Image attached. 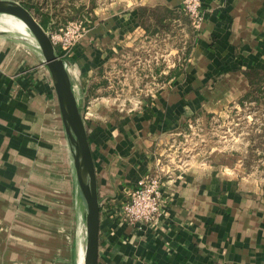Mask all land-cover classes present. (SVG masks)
I'll list each match as a JSON object with an SVG mask.
<instances>
[{"label":"crops","instance_id":"1","mask_svg":"<svg viewBox=\"0 0 264 264\" xmlns=\"http://www.w3.org/2000/svg\"><path fill=\"white\" fill-rule=\"evenodd\" d=\"M201 3L204 19L199 31L185 16L183 0H134L120 11L96 9L91 28L67 59L80 107L89 97L95 71L108 67L123 49L173 38L161 28L148 32L139 22L140 8L173 11L182 17L165 18L164 26L177 23L182 32L189 30L187 37L193 31L188 46L174 51L181 58L170 64L165 57L164 71L154 75L155 92L139 101L137 110L117 106L112 97L91 96L88 110L93 122L87 134L101 206L99 264H264V179L249 173L238 157L222 162V155L214 153L206 164L196 157L185 166L163 167L166 216L153 227L112 221L137 182L158 171L165 148L175 146L177 136L243 102L251 91L247 72H264V0ZM7 22L10 30L31 36L19 20ZM50 80L41 51L0 37L1 167L15 166L21 147L9 142L6 131L17 116L23 120L32 98L38 105H49L55 118L56 112L61 114ZM1 170L3 231L13 197L8 183L13 179ZM11 245L0 240V264H15L12 251L6 249Z\"/></svg>","mask_w":264,"mask_h":264},{"label":"rangeland","instance_id":"2","mask_svg":"<svg viewBox=\"0 0 264 264\" xmlns=\"http://www.w3.org/2000/svg\"><path fill=\"white\" fill-rule=\"evenodd\" d=\"M14 1L21 3L19 0ZM29 1L40 8L42 14L49 16L50 25L45 29L46 32H54L57 26L82 20L87 12L93 16L96 9L108 7L120 11L134 2ZM29 11L40 23V12L37 14L35 7ZM154 15V20L147 21L151 31L161 28L171 32L173 38L164 40L160 37L139 48L123 49L108 67H102L101 72H98L100 69L95 71V82L100 85L91 92L95 95L93 97L99 94L100 97H112L117 106L122 105L125 110H137L139 101L151 97L155 92L154 75L164 71L162 64L166 65L167 60L172 64L175 59L182 57L181 53L175 54L174 51L181 52V48L188 46L193 31L187 37L189 30L182 32V27L177 23L164 26V23L158 25L155 20L169 17L176 20L180 16L178 14L170 16L159 9ZM9 18L13 17L0 15V37L40 51L39 44L25 24L21 21L31 34L29 37L10 30L12 27L7 22ZM49 78L55 90L50 72ZM103 79L106 83L102 82ZM260 85L263 86V93L255 91L245 105L240 103L230 106L225 114L209 117L207 121L194 124L177 136L176 145L165 148L162 167L167 168L172 163L185 166L196 157L206 164L214 153H219L222 162L241 158V165L249 173L264 179V77ZM91 98L87 97L85 104L79 107L87 129L93 122L88 110ZM32 99L28 102L29 111H24L23 120H17V116L6 131L9 142L19 143L21 150L14 156L15 166L12 169L0 165L2 173L13 179L12 184L8 183L13 191V197L8 201L11 210L6 216V230L0 229V240L12 241L13 245L6 249L12 251L15 264H84L87 206L77 179L72 145L62 115L56 112L55 118V112L49 105H38ZM99 125L95 122L94 130H98ZM14 128L18 133L15 134ZM7 157L9 163L10 155Z\"/></svg>","mask_w":264,"mask_h":264},{"label":"water","instance_id":"3","mask_svg":"<svg viewBox=\"0 0 264 264\" xmlns=\"http://www.w3.org/2000/svg\"><path fill=\"white\" fill-rule=\"evenodd\" d=\"M0 15L21 20L39 44L53 84L64 126L72 145L74 165L81 194L87 206L84 264H99L101 206L95 162L87 128L75 96L65 61L58 55L48 32L21 3L0 0Z\"/></svg>","mask_w":264,"mask_h":264},{"label":"built area","instance_id":"4","mask_svg":"<svg viewBox=\"0 0 264 264\" xmlns=\"http://www.w3.org/2000/svg\"><path fill=\"white\" fill-rule=\"evenodd\" d=\"M183 11L189 17L193 29L199 31L204 19L201 0H183ZM91 25V20H77L57 28L54 32H48L56 50L62 52L60 57L65 61L66 66L67 59L83 41ZM157 169L156 173L142 177L130 190L127 199L120 204L113 215L112 221L118 225L153 227L166 216L163 197L165 170L161 163Z\"/></svg>","mask_w":264,"mask_h":264},{"label":"trees","instance_id":"5","mask_svg":"<svg viewBox=\"0 0 264 264\" xmlns=\"http://www.w3.org/2000/svg\"><path fill=\"white\" fill-rule=\"evenodd\" d=\"M21 2V4L27 8L28 10H31V9H34L35 7V12L38 14L40 12V8H38L34 3H30L29 0H19ZM35 5V6H34ZM161 8H147V7H142L139 9V22L140 24L145 27V29L149 32L151 31V26L148 25L147 21L148 19L151 20L155 18V13L157 12V10H159ZM167 14H169L170 16L176 14L175 12L173 11H169V10H166V9H163ZM184 12V11H183ZM41 15V18H40V23L41 25L43 26L44 29H47L48 26L50 25V18L47 14H42L41 12L39 13ZM185 14V12H184ZM87 15V16H86ZM85 16H83L84 18L82 19L83 21H85L86 19L87 20H93L91 14H89V12L86 13ZM154 16V18L152 17ZM186 16V14H185ZM91 17V18H90ZM188 17V16H187ZM170 18V17H169ZM169 18H166V19H169ZM189 18V17H188ZM159 24H163L164 23V20L165 18L163 19H155ZM190 20V19H189ZM69 23V22H68ZM68 23L62 25L61 27H64L66 26ZM153 24V23H151ZM58 28H61L60 26H57ZM155 31V30H154ZM190 49V48H189ZM189 49L186 50V55H188V51ZM57 53L59 56H62V52L60 50H57ZM104 69V68H103ZM102 68L98 71V72H101L103 70ZM247 77L249 79V82H250V85H251V91L247 94V96L245 97V99L243 100V102H241V104L245 105V103L251 98V96L254 94L255 91H259V93H263V86L260 85V82L262 81L263 77H264V72H261V71H249L247 72ZM96 76L94 78V81L90 84V86L88 87V95L89 96H95V95H92L91 92H94L95 90V87H97L98 85H100V83L96 84L95 80H96ZM105 79V78H104ZM103 79V83H106V80L104 81Z\"/></svg>","mask_w":264,"mask_h":264},{"label":"bare ground","instance_id":"6","mask_svg":"<svg viewBox=\"0 0 264 264\" xmlns=\"http://www.w3.org/2000/svg\"><path fill=\"white\" fill-rule=\"evenodd\" d=\"M11 17V16H10ZM14 18V17H13ZM17 19V18H16ZM19 20V19H18ZM20 22H21V20H20ZM35 39V38H34Z\"/></svg>","mask_w":264,"mask_h":264}]
</instances>
